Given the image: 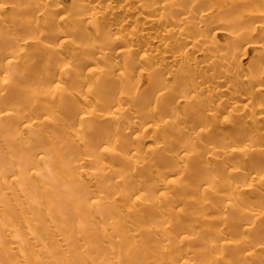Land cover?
Wrapping results in <instances>:
<instances>
[{
    "label": "rangeland",
    "instance_id": "374dc122",
    "mask_svg": "<svg viewBox=\"0 0 264 264\" xmlns=\"http://www.w3.org/2000/svg\"><path fill=\"white\" fill-rule=\"evenodd\" d=\"M97 1L99 0H92L91 3ZM178 1L184 6L191 3L185 22L186 34L193 41H198L196 45L203 47L206 53L196 56L197 48L188 49L186 52L181 49L183 47L181 42L176 43L177 52L186 53L185 60L188 69L176 72L173 77L168 78L165 75L168 70L165 63H162L164 66H161L153 57H141V54L148 50V47L143 45L136 49V57L133 59L129 56L118 57L114 62L117 65L115 68H112L110 62L115 60L116 52L122 48L121 43L111 46L106 51L100 50L99 53L88 52L91 43H100L106 46L111 37L118 36L119 33H128L130 25H138L135 30L138 35L145 31L146 24L143 19L133 20L134 14L138 10L133 8L135 7L133 3L127 0H122L120 3L129 8L128 11L118 12L113 9L106 14H95L96 19L92 18L91 22H87L89 19L79 21L80 23L76 21V26L73 25L76 16L82 11H88L82 6V1L78 6L73 7L72 0H0V40L4 37L8 39L7 46L0 49V84L6 82L4 95L14 104L13 107H15L11 108L12 111L26 117L42 115L44 119L47 118L49 126L44 123L45 126L42 128L45 131L42 130V132L47 137L52 136V133L57 130L56 128L60 127L69 140L73 141V138L76 137L88 141L87 150H85L87 153L85 151L78 153L77 151L76 157L82 159L89 153L92 156V161L84 164V170H74L75 177L84 183L82 184L84 187H82L85 190L75 186L76 189L74 188V195H72L73 201L77 199L75 190L78 189L81 190V194L85 195L84 198L94 197L90 190H94V188L86 184H88V172L97 166L103 169L114 167L118 171L130 169L129 180L148 179L149 189L148 191L147 188L143 190L144 194L146 192L148 194L146 193L143 198L146 197V200L147 198L149 200L160 199L157 207L150 206L152 201L144 206L145 199L142 201L129 197L126 205L123 194L126 195L133 185L130 183L129 187L124 182L117 183L116 179L112 180L115 206L123 214L121 217L125 219L120 221L125 230L121 229L116 233L119 234L123 230L119 236L124 237L126 233V237L128 236L126 239L116 238L112 233L111 237L114 239V247L110 252L112 261L116 262L123 258L122 250L126 252L130 246L135 248L143 242L145 244L146 242L142 239L146 238V241L151 240L147 241L151 248L146 243L145 250H154L148 253L156 256L149 257L146 260L148 264H209L213 262L216 264H264V183L260 187H251L250 185L253 184L254 179L264 177V128L255 132L260 121L258 107H264V92H255L259 91L257 89L264 88V76L258 82L251 79L264 74V23L263 26H248L246 17H237L238 23L241 24L235 26L231 20H220L224 17V13L231 15L234 13L232 6L235 3H230L227 0ZM243 3H247V0L240 2V4ZM58 6L65 13H61L62 10H57ZM40 8L43 10L38 15L34 11ZM244 11L245 15L246 13L264 14L263 0H257L253 8L249 5L246 6ZM155 13L157 11H148L145 14ZM201 14H203L202 18H200ZM65 15L67 18L62 19ZM89 15L91 14L84 13L81 16L88 17ZM109 17H113L115 20L117 18L127 20L128 22L123 26L124 30H116L115 24L108 29ZM174 17L180 18L175 15ZM30 21L33 23L30 24ZM218 24L223 27L225 32L216 35L219 32ZM102 26L106 31L102 30ZM159 30H161V26H159ZM61 34H65V36H59ZM200 37L202 40H197ZM48 46L60 49L61 52L57 58L51 53ZM247 47L251 50L249 53L245 51ZM1 51L8 54L7 59L2 58ZM69 52L77 58L83 59V63L76 65L74 62H69L68 58L63 57L64 53L70 54ZM212 57L217 58L221 67L196 74L192 68L193 64H204ZM9 59H11V65L7 63ZM70 66L76 67V71L72 74H69L67 70V67ZM157 66L159 70H153ZM119 72H123L124 76H120ZM141 72L148 74L141 75ZM212 72L214 73L210 75ZM242 75H247L250 80L247 85H239H243L240 92L245 99L236 102L235 109L237 112L244 110L245 118L231 116L229 114L231 108L227 105L222 106L214 116L209 117L208 110L217 106L221 98L228 97L230 94L220 92L221 87H219L210 102L207 99L202 102L206 93L197 92L198 82L213 76L217 80L223 81L220 85L224 86L228 80L231 83L234 77ZM158 76L159 80L155 82ZM87 82L94 84V89L87 90L85 88ZM153 83L158 89L157 93L164 90L166 91L165 96H173L174 101L163 99L156 103V95L148 99L147 89ZM217 84L219 85V83ZM97 86L110 88L108 98L104 99L96 93ZM132 94L135 97L130 102ZM249 95L254 96L251 101L247 100ZM139 99L145 103H139ZM91 103H95L93 108L90 107ZM113 106L135 110L133 115L124 112L122 122L118 126L114 125L118 130H114V128L113 132H110L114 134L115 138L129 146H131L130 143L134 144L131 151L138 147L140 154L135 160L139 162L138 164H142L140 169L132 170V166L128 163L133 160H126L121 156L119 149L124 148L123 146L121 147L119 144L114 147V142L109 140L108 135L104 137L98 135V128L101 125L105 123L112 125L111 120H103L101 116L107 117ZM7 108L9 106H6ZM0 109V111L6 110L5 106H0ZM190 111H192V116H190ZM60 116L63 121L59 120L54 123V120H58ZM137 119L141 122L138 124L142 126L133 128L132 124ZM49 123L57 126H50ZM146 125H153L156 129L150 132L143 130ZM209 128L212 131L207 133ZM61 131L60 133H62ZM20 132L32 139L36 136L32 130ZM198 132L204 133L197 141H193ZM138 137H140V141L137 139ZM150 138L153 139L152 142ZM260 141L263 142L260 143ZM248 143H258L257 145L261 146L250 154L255 163L242 155L233 153V150L243 148ZM188 147V153L194 155V159L181 163L178 158ZM103 149H105L104 166L100 163ZM163 159L166 161L163 162ZM192 162L197 165H193ZM229 170L232 172L229 173ZM156 173H159L160 177L156 178L154 176ZM116 176L113 175L112 178ZM31 181L33 182V180ZM75 182L77 183V181ZM0 184L3 186L7 199L15 196L14 191L19 192V187L12 178L4 182L0 180ZM54 189L56 190V188ZM120 193L124 197H119ZM161 193L168 195L167 199L161 198ZM77 194L79 195V193ZM62 196L69 202L70 198ZM62 196H60L61 199ZM66 201L61 202H65L66 207L68 205L70 208H65L67 212L62 211L64 214L74 210L73 207H75L69 206L73 202L72 199V202L68 204ZM165 204L169 206L167 207ZM13 207L16 212L21 211V208ZM129 209L137 210L142 214L139 213L141 216L138 219L139 224L136 222L137 220H134L135 218H131L132 214L131 217L128 215ZM166 212H169L170 215H167ZM255 212H260L263 217L256 219ZM101 213H98L97 216L92 214L94 216L92 219L98 222ZM45 219L46 217L43 218V220ZM166 220L169 222L166 223ZM130 221L135 228L142 227L145 231H140L139 235L135 234L136 230L130 225ZM16 222L17 227V223L20 224V222ZM34 223L39 224L38 227L36 225L38 232ZM75 223L74 225H77ZM32 224L35 230L33 233L30 232L31 234L26 233L28 240L24 241L28 244L25 247L27 249L28 245H31L34 247V253L38 249L42 252V259H48V254L52 249L48 252L50 248L47 247L48 244L49 247L52 245L51 240L46 241L48 243L45 248L42 246L45 250L42 247L39 249L41 245L37 242L41 241L39 239L41 237L44 239L42 233H46L52 227H49L48 224L52 223L42 220L39 223L36 219ZM41 226L43 228L40 229ZM19 227L20 225L15 229L19 230ZM75 228L76 244L78 243L76 248L84 246L79 249L83 254H79L77 250L76 256L66 253V260L70 264L72 257V263L75 258L77 261L74 264L80 262L90 264L93 262V258L91 255L87 258L85 256L86 252H89L86 251L87 244L84 243L83 235H80L79 232L82 228L81 226L80 230L76 226ZM44 229L47 231L44 232ZM51 229L53 230V227ZM51 229L48 232L51 231L53 236H56L57 245L60 243L64 245L61 236H64L66 231H63L60 236L59 229L53 232ZM35 231L42 236L36 238ZM123 233L125 234L123 235ZM166 239H169L170 245L165 253L166 250L162 251L161 247L163 243H166ZM16 241L15 237L0 233V251H3L2 248L5 247L10 252V255H4L8 256L5 259H10L11 262H15L14 264H29L26 257L21 258L20 253L16 255L20 252ZM30 241L31 243H29ZM74 242L75 240L72 243ZM222 243H227L229 246L223 248ZM22 244L26 243L22 242ZM102 245L108 246L106 242H102ZM31 246L30 249H32ZM81 249H85V252ZM246 252L250 253L249 257H242ZM69 256L70 258H67ZM65 257L63 255L60 259L63 260ZM6 261L8 262V260ZM119 263L121 262L118 261L114 264Z\"/></svg>",
    "mask_w": 264,
    "mask_h": 264
},
{
    "label": "bare ground",
    "instance_id": "6f19581e",
    "mask_svg": "<svg viewBox=\"0 0 264 264\" xmlns=\"http://www.w3.org/2000/svg\"><path fill=\"white\" fill-rule=\"evenodd\" d=\"M72 1L73 2H71V4L73 5V7L78 6L79 3L82 1V6L84 7V9L88 10L87 12L82 11L81 14H78L76 16L75 21L73 23L74 26H76V21L80 23L79 21H87L89 19L87 22H91L92 18L96 19L95 14H106V12L111 11L113 9H116L118 12H121L122 10H123L122 12L129 10V8H127L125 5L120 3V1L122 0H102V1L99 0L95 3H91L92 0H72ZM127 1L133 3V5L135 6L133 8L138 10V12L134 14L135 16L133 20H137L138 18L143 19V21L146 24L145 31L139 35L136 34L135 30L137 29L136 26L138 25L133 24V25H130V31L128 33H119L118 36L111 37L110 41L108 42L106 46L100 43H91L90 46L88 47V52L95 51L99 53L100 50L106 51L111 46H117L121 43L122 48L118 49V51L116 52L114 56L115 60H111L110 62L112 64V68L117 67V65H115L114 62L116 61L118 57L123 58V56H129L131 57V59L135 58L136 49L143 45V46L148 47V50L143 52L141 54V57L142 58L153 57L154 60H156V62L161 66L163 65L162 63H165L166 64L165 66L169 70V72H167L168 70L165 69L167 70L165 72V75L166 77L170 78V77H173L176 72H179L187 68V64H186L187 61L185 60L186 53L177 52L176 43L181 42L183 46L181 49L186 50V52L188 51V49L197 48L195 51L197 53L196 56H202L203 54L206 53L203 47H198L196 45L198 41L196 40L193 41V39L186 34L187 32L185 29V22H186V17L188 15V12L190 10L191 3L184 6V5H181L178 0H127ZM227 1H229L230 3H235L232 6V11L234 13L233 15L224 13V17L220 18V20H227V21L231 20L233 23H235V26H239L241 23H238L239 19L237 17H246L248 20V26H253V25L263 26L264 14L246 13L245 15V11H244L245 7L248 5L253 8L257 0H247V3H243V4H240V2L243 0H239L240 2H238L237 0H227ZM263 3H264V0H263ZM42 10L43 9L40 8L39 10L37 9L34 12L40 15L42 13L41 12ZM57 10H62V8L58 6ZM148 11L149 12L157 11V13L145 14ZM228 11H230V8H228ZM61 13H65V11ZM84 13H89L91 15H89L88 17L81 16ZM66 15L62 17V19H66L67 18ZM174 15L177 17L180 16V18H176L174 17ZM201 16H203V14L200 15V18H202ZM108 22H109L108 29H110L111 26L115 24L114 28L116 30L122 31L124 30L123 26L128 21L125 19L119 20L118 18L115 20L113 17H109ZM29 23L32 24L33 22L30 21ZM220 24H218L219 27H217V30L219 32H217L216 35H218L221 32H225L223 30V27H221ZM159 26H161V30H159L160 32L158 31ZM74 28L76 29V27ZM102 30L106 31L103 26H102ZM132 30H133V33H131ZM59 36L63 37L65 36V34H61ZM197 40H202V37L198 38ZM144 41L147 42L148 44L145 43ZM188 43L189 45H187ZM7 44H8V39L6 37L2 38L0 40V49L7 46ZM203 46H207V45H203ZM54 47L55 46H48V49L51 50V53H53L55 57L57 58L61 51L59 48L57 49L56 47L55 48ZM245 51L249 53L251 50L249 49V47H247ZM69 53L70 54H67V53L63 54V57L68 58L69 62H74L76 63V65L83 63V59L77 58L71 52ZM1 55L3 59L8 58V54L5 51H1ZM139 60L140 58L138 59V61ZM7 63L8 65H11V59H9ZM74 67L75 66L67 67L69 74H72L76 71V67L75 68ZM219 67H221L220 62L217 60L216 57L210 58V60L204 64L195 63L192 66L196 74H201L205 70H213ZM153 70H159V67L157 66ZM213 73L214 72H212L210 75H212ZM263 73H264V70H263ZM118 74H120V76L122 77L124 76L123 72H119ZM140 74L143 75V74H148V73L141 72ZM263 76L264 74H260L251 79L253 81L258 82L262 80ZM189 78L192 81V77L190 74H189ZM158 80H159V76L156 77L155 82H157ZM249 80L250 78L247 75H242L239 77H234L231 83L228 80L224 86H221L220 83H222L223 81L217 80L213 76L210 79H207V78L201 79L198 82L197 92L206 93L205 97L202 99V102L205 99L209 100L210 102L211 98L213 97V94L216 92V90H218L219 87H221L220 92H228L230 94L228 97L221 98L217 106L209 109L207 113L208 116L209 117L214 116V114L217 113L218 110L222 106L227 105L231 108V110H229V114L231 116L233 117L237 116L240 119H244L246 116L245 111L243 110V111L237 112L235 109V104L236 102L245 99L244 95H241L240 91L243 88V85H247L249 83L248 82ZM217 83H219V85ZM240 84H243V85L239 86ZM85 88L87 90H92L94 89V84H90L87 82L85 85ZM4 90H6L5 81L0 84V106H5V109H6V106L7 107L9 106V108H7L6 110L4 109L5 111H0V180L4 182L5 180L12 178V180H14V182L18 185L19 192L17 193L16 191H14L15 196L10 199H7L5 191L3 190V186L2 184H0V233H3L4 235L9 234L11 237H15L17 241H19V242L16 241V245L18 246V250L20 252L16 253V255L20 253L21 258L26 257L27 261L30 262L29 264H47L46 262H49L50 264H69V262L66 260V257H65L66 253L71 254V255L73 254L76 256L77 254L76 250L78 252L80 247L82 246L81 245L79 248L78 247L76 248V246H78V243L76 244L77 237H76L75 226L79 230L81 226L82 229L86 228L83 230L81 229L82 231L80 230L79 232H80V235L81 234L83 235L84 243L87 244L85 248H87L86 251H88L89 253L86 252L87 254L85 255L86 258L87 256L89 257L92 256L93 258V262H91L90 264H114L118 261L121 262L119 264H148L146 260L149 257L154 258L156 256L154 254L152 255L150 254L151 253L150 251L153 252L154 250L152 249H150V251L145 250L147 246L151 248L150 247L151 245L147 242V241L150 242L151 240L146 241L145 235H143L145 240L144 239L142 240L147 243V246H145L146 243L144 244L143 242V244L141 243V245L139 244L138 247H135V248L130 246L129 250L126 252L125 250H122L121 253L123 255V258L118 259V261L116 262L112 261L111 254H110L111 248L114 247L113 246L114 239H112L111 237L112 233H114L116 238H122L123 236L121 237L119 236V234L121 235L123 230H125L122 224L120 223V221L123 219L121 217L123 214H121L115 206L116 201L114 199V189H113L114 187L112 185V180L116 179L117 183L124 182L126 186H129V187H130V183L131 185H133L131 187L133 190L132 189H131L132 191L128 190V193L126 195L125 193L123 194L121 192L125 196L124 203L127 205L128 197L130 199L134 198V200H140V199L146 200V197L143 198V196L146 195L147 192L145 191L146 193L144 194L143 190L147 188V191H148L149 189L148 179L144 178V179H139V180H129V177L131 174L130 169H123L121 171H118L114 167L103 169L97 166L95 168H92V170L88 172L89 173V177L87 178L88 184L85 183L86 185H89L92 188H94V190L88 188L92 191V194L94 195V197L91 199L84 198L85 195H83V193L81 194V190L78 189L79 192L78 190H75V192L77 191L75 193L77 196L75 197L77 199L74 200L75 201L74 202L73 201L74 198H72V195H74V188L76 189V187L78 186L77 188L83 189L84 187V185H82L84 183L80 182L78 177H75L74 170L79 169L82 171L84 170V164L86 162L92 161V156L89 153H88V156L82 159L77 158L76 154H77V151L78 153H82L85 150H87L88 141L83 140V139H78L76 137H74L73 141H71L65 136V134H63L64 133L63 129L61 131L60 127H57V128L54 127L59 131L55 129L56 131L52 133V136L47 137V135H45L42 132V130L44 131V129H42L43 126H45V124L48 122L47 118L44 119L42 115H34V116L26 117V116L19 115L18 113L12 111L11 108H14L15 106L13 107L14 104L10 100H8V98L5 97ZM157 90L158 89L156 88L155 84L154 83L151 84L150 87L147 89L148 99L153 98L154 95H156V103H158L160 100H163V99L174 101L173 96H165L166 91L161 90L157 93ZM257 90L259 91H256L255 93L260 92V91L264 92V88L257 89ZM96 93L99 94V96L106 99L108 98V95L110 93V88L108 86H97ZM134 97H135L134 94L130 96V102L134 99ZM253 97H254L253 95H249V97L247 96V100L251 101V98ZM127 98L129 100V97ZM139 101H140L139 103L141 104L145 103V101L141 102V99H139ZM94 106H95V103L90 104V107L93 108ZM111 108H112L111 113H108L107 117L101 116V118L103 120H111L112 125H108L106 123L101 125L98 128V131H99L98 135L99 137H104L105 135H108L109 140L114 142V147L119 144L121 147L123 146L124 148L119 149L121 152V156L126 160H133L132 162L128 163L129 165L132 166V170L140 169L142 168V164H138L139 162L135 160L136 158H138V155L140 154L138 147H136L134 150L132 149V151L134 152L133 153L130 149L132 146H134V144L132 145V143L129 142L131 144V146H129V144L121 142L118 138H115L114 134L112 133L114 128H115L114 130H118V128H116L114 125L118 126V124L122 122L123 117L125 115L124 112H127L133 115L135 113V110L134 109L130 110L131 108L128 109V108H122L118 106H113ZM8 110H11V111H8ZM258 110H259L258 118H260V121L258 122V126H256L255 128V132H259L264 128V107L259 106ZM190 116H192V111H190ZM61 117L62 116H60L58 120H54V123L55 121H59V120L63 121ZM138 122L141 124L140 120L137 119L133 122L132 127L138 128L142 126V125H139ZM49 124L50 126H54V125L57 126L56 124H52V125L51 123ZM129 127H130V122H129ZM155 129L156 127L153 125H146V127L143 128V130H147L148 132L152 130L154 131ZM22 130L28 131V132L29 130H32L34 131L36 136L33 135L34 136L33 139L31 137H26L24 136V134L20 132ZM60 131L62 133H60ZM210 131H212L211 128H209L206 132L208 133ZM202 133L204 132H198L196 134V138L193 139V141H197L199 137L202 136L201 135ZM36 137L37 139H35ZM152 138H150L151 140L149 139L151 142L153 141ZM137 139L140 141V137H138ZM261 142L263 141H260V143ZM257 144L258 143H248L243 148H237L233 150V153L236 155H240V156L242 155L243 157L248 158L252 163H255L254 159L251 158L250 154L254 151H257L261 147L260 145H257ZM100 146L101 145L99 144V147ZM188 151H189V147L182 153V155H180V157L178 158V161H180L181 163H186V162H190L191 159H194V155L188 153ZM104 153H105V149H103V155L100 159V163L102 166L105 165ZM115 156L118 157L119 155H115ZM165 161L166 159H163V162ZM194 162H192L193 165H197V163H194ZM72 170H73V173H72ZM228 172L231 173L232 170H229ZM72 174H74V176H72ZM113 175H117V176L115 178H112ZM154 176H156V178L158 176L160 177L159 173H156ZM34 178L36 179V181ZM76 178L79 180V182ZM31 180H33V182ZM75 181H77V183ZM79 183L80 185H78ZM263 183H264V177L260 179L258 178L254 179L253 184L251 183L250 185L251 187H260L262 186ZM143 187L145 188L143 189ZM53 188H56V190L55 189L53 190ZM84 190L85 189H83V191ZM77 193H79V195ZM61 194L65 195L67 198H70L69 202L73 201L72 204H70L69 206H72V207L75 206V207H73L74 210L69 211L70 213L68 212L67 214H64V212H62V211H66L70 207H68V205L66 207L65 202L63 203L61 202V201L67 200L66 197H65L66 200H64ZM122 194L119 197H122L123 196ZM135 194H137V196H135ZM60 196H62L63 200L60 198ZM167 197L168 195L161 193V198L167 199ZM86 199H88V201H86ZM159 200L157 199L149 200L147 198V200L143 203V205L146 206L152 201L150 206L157 207L160 203ZM66 202L67 204L69 203L68 201ZM165 205L167 206V204ZM13 206L17 208H21V211L16 212L15 211L16 209L14 210ZM103 208L104 210H102ZM97 212L98 213L102 212V213L100 214L101 215L100 219L98 217L99 219L98 222L96 220L95 222L94 219H92V216H93L92 214H96ZM98 213L96 214V216L98 215ZM139 213L140 212H138L137 210H131V209L128 210V215L130 216L132 214V217L131 216L130 217L132 219L135 218L134 220H137L136 221L137 223L139 222L138 219H140L139 216L141 213L140 214ZM166 213L167 215H170L169 212H166ZM44 217H46L45 220H43ZM255 217L256 219H259L260 217L262 218L263 215H261L260 212L259 213L257 212L255 214ZM16 219H17V222H20L22 220L20 224L16 222ZM36 219L39 223L41 220L46 221L47 223H52V224H48L50 225L49 227L51 226L53 227V230L51 229L52 227L50 229L52 230V232L59 229L58 234L60 236L63 231H66L65 235L61 236V238L64 241V243L62 242L64 245H62L61 243L60 245H57V242H56L57 238H55L56 236L54 237L51 231L48 232L50 229L48 231L46 230L47 232L44 229V232H46V233H42L44 234L43 235L44 239H42V237L39 238L41 239V241H38L37 243L41 245L39 248L41 249L42 246L45 248L46 244L48 243V242L46 243V241L51 240L50 243H52V245L49 247V244H48V247H47L48 249L50 248L48 252L51 251L52 249L51 253L49 252L48 254L49 256L48 259H42L41 257L42 252L38 249L34 253L35 251L34 247H32L31 245L30 246L32 247V249H30L29 245L27 249L25 247L28 244L27 242H25L26 240H28L26 238V235H27L26 233L34 232L37 223H34L35 228L32 223ZM15 222L17 223V227L15 225ZM74 222H76L75 224L77 225H74ZM167 222L169 221L166 220V223ZM130 223H131L130 225L134 227L133 229L136 230L135 234L139 235L140 231H145V229H143L142 227L137 226V228H135L134 224H132V221H130ZM18 225H20L19 230L15 229V228H18ZM11 227H14V228L12 229ZM41 228H43V226H41L40 229ZM121 229H123L121 233L119 234L116 233L117 231H120ZM37 230L38 229L36 228V231ZM37 232H36L37 237L35 236L36 238H38V236L39 237L42 236L41 234H38ZM50 233L51 235H49ZM124 234L125 233H123V235ZM126 234L123 237L124 239L128 238V236L126 237ZM72 240L73 241L75 240V242L72 243L73 242ZM166 240H167L166 243H163L161 247L162 251L166 250L165 253L168 251L167 248L170 245L169 239H166ZM22 242L26 244L23 245ZM102 242H106L108 246H103ZM29 243H31V241ZM22 246L24 247V249ZM221 246L223 248H226L227 246H229V244L222 243ZM43 247L42 249H44ZM2 250L3 251H0V264L1 263L7 264L8 262L9 264H14L15 262L14 263L11 262L10 259H5L6 257L8 258V256L5 257L4 255H10L9 254L10 252L7 249H5V247H3ZM83 250L85 252V249ZM83 250L81 249V251ZM81 253L82 252L79 251V254ZM61 255L62 257L63 255L65 257L63 258V260L60 259L62 258ZM249 255L250 253L246 252V254H244V256L242 257L248 258ZM67 258H70V256ZM5 260H8V262L7 261L5 262ZM70 260L72 263L73 261L72 257L70 258ZM75 260L74 262L77 263V261ZM74 262L72 264H74ZM81 264H84V263H81ZM209 264H216V263L213 262Z\"/></svg>",
    "mask_w": 264,
    "mask_h": 264
}]
</instances>
